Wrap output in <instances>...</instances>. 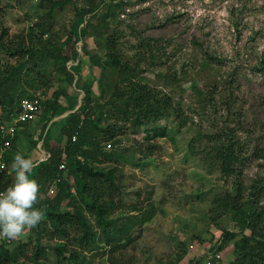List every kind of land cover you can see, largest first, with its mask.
Instances as JSON below:
<instances>
[{
	"label": "rangeland",
	"instance_id": "374dc122",
	"mask_svg": "<svg viewBox=\"0 0 264 264\" xmlns=\"http://www.w3.org/2000/svg\"><path fill=\"white\" fill-rule=\"evenodd\" d=\"M52 1L57 3L51 6ZM67 30L84 48L66 63L74 70L73 83L67 84L58 59L48 60L35 71L21 73L19 98L30 94L40 101L50 99L54 89L68 86L80 102L77 82L91 79L94 103L110 101L117 78L107 54L111 40L120 61L133 66L138 80L169 94L173 108L135 126L102 116L97 126L107 122L118 126L111 138L96 128L85 133L90 138L77 154L106 171L118 187L107 196L111 202L104 217L111 223L105 228L84 212L93 233L90 248L75 242L72 227L66 225L68 235L62 236L45 223L8 243L9 249L22 244L14 261L6 264H110L108 233L122 243V252L134 264L228 262L232 239L220 243L217 258L211 260L205 251L216 248L221 229L233 227V220L230 212L214 217L209 208L216 193H233L238 187L245 194L249 184L263 175L264 156L252 153L264 151V0H0V66L15 61L5 47L11 49L21 39L41 47L53 36L62 42ZM13 100L10 105L15 107L17 99ZM41 117L39 105L24 123L16 124L19 133L14 140L3 144L1 138L2 170L10 171L17 152L32 159L40 155ZM0 118L11 119L5 112ZM51 119L45 127L50 128ZM159 128L162 135L154 133ZM211 132L221 135L222 141H235L236 157L228 175L217 169L218 162L208 160L210 154H193L210 145L205 135ZM109 149L112 156L102 154ZM60 176L68 186L63 187L57 208H80L65 167ZM260 201L264 203V191ZM126 215L136 217L131 222ZM114 222L123 232H114ZM35 239L46 254L32 259ZM56 244L65 246V255L75 250L76 257L69 261L63 256L55 262ZM206 258L208 263L201 262Z\"/></svg>",
	"mask_w": 264,
	"mask_h": 264
},
{
	"label": "trees",
	"instance_id": "16d2710c",
	"mask_svg": "<svg viewBox=\"0 0 264 264\" xmlns=\"http://www.w3.org/2000/svg\"><path fill=\"white\" fill-rule=\"evenodd\" d=\"M55 3L57 1H52L51 6ZM66 33V39L62 42H57V39L53 36V38H48L41 47L28 45L22 39L17 41L11 49L8 46L5 47L14 56L15 61L8 66H0V116L2 112L9 115L17 110L20 92H17L16 87L20 80H23L21 76L23 71H35L48 60L58 59L64 69L67 84L71 85L73 83L74 70L69 69L66 63L76 58L81 52L83 53L84 48L82 44L76 45L77 35L75 33L71 30H67ZM110 45L111 40L107 42L108 60L112 66L116 67L117 72L114 83L116 90L113 89V98L109 99L110 101L94 103L90 94L91 79H88L87 81L80 80L77 82V88L82 93L80 102H76V96L69 93L68 86L66 88L59 86L52 91L50 99L41 100L38 104V106L40 105V111L43 113L41 118H44V123L40 126L42 132L39 135L40 155L33 159L37 166L33 169L30 177H34L40 186L39 199L35 207L42 209L45 215L35 228L37 231L39 230L38 227L49 223L55 234L67 236L66 225L70 226L76 232L74 235L76 236L75 242L82 244L83 248H90L91 241H93L91 225L86 221L84 212L92 214L98 225L105 228L104 226L107 223H111V218L104 217L111 202L107 196L112 190H118L115 181L106 171L100 167L92 166L77 154L82 142L90 138H87L85 133L91 128H96L103 134L104 138H111L119 132L118 126H115L114 122V125L107 122L102 126H97L96 123L102 116L106 119L112 117L115 120L126 121L135 126L165 116L169 109L173 108L170 95L138 80V74L133 66L121 62L116 51ZM23 96L32 95L27 94L21 97ZM13 99H17L15 107L10 105L14 101ZM173 110L174 115L177 116L178 112L176 109ZM59 114L61 115L58 118L48 122L51 124L50 128L48 125L45 127L46 120ZM18 133L17 129L14 130L10 140H14ZM154 133L162 135L163 129L159 128ZM72 134L75 135L73 140L70 139ZM205 136L210 145L205 150L196 149L193 152L194 148L189 141L188 145L191 152L198 154L204 151L203 155L210 154L208 160L215 164L218 162L217 169L223 175L230 174L232 163L236 157L234 139L228 138L227 141H222L220 139L221 135L217 132H211ZM1 138L5 137L0 135V140ZM41 152H46L47 155L42 156ZM102 154L108 157L112 156L111 149L102 152ZM252 155L263 157L264 151H260V149L253 150ZM8 158L6 156L3 159ZM59 163H63L66 174L70 175L74 191L73 197L80 203V208L74 207L72 210H59L57 208L63 187L68 186L67 179L60 176L62 168H58ZM13 178L14 175L11 169L8 172L1 170L0 191H4L12 183ZM50 183H52V191L48 192L47 188ZM263 191L264 170L261 180L250 183L245 194H241L238 187H236L233 193L223 190L212 197L209 210L212 209L215 214L214 217L224 212H230L233 227L221 229L218 245L210 251H205L208 253L207 255H211L216 251L221 245L220 243L232 239L231 250L233 256L225 264H264V203L260 201ZM133 216L126 215L127 220L132 222L136 217ZM122 230V227L114 222V232H123ZM109 234L106 235V243L110 247V252L107 255L110 264H134L131 257L122 252L120 247L122 243L114 240ZM119 235L114 237L117 238ZM21 244L18 242L14 246L15 248L11 249L8 248V244L1 245L0 264L14 261ZM52 248L56 254L55 262L57 263L62 261L63 256L70 261L77 255L76 251L72 249L68 250L65 255L66 249L63 244H56ZM45 254L44 245L41 241L35 239V247L32 249L31 258H40ZM189 264H191L190 261Z\"/></svg>",
	"mask_w": 264,
	"mask_h": 264
},
{
	"label": "clouds",
	"instance_id": "9594fccd",
	"mask_svg": "<svg viewBox=\"0 0 264 264\" xmlns=\"http://www.w3.org/2000/svg\"><path fill=\"white\" fill-rule=\"evenodd\" d=\"M36 162L17 152L11 163L12 183L0 191V239H18L26 229L36 227L44 218V211L35 207L40 186L30 177Z\"/></svg>",
	"mask_w": 264,
	"mask_h": 264
},
{
	"label": "built area",
	"instance_id": "2783aa9c",
	"mask_svg": "<svg viewBox=\"0 0 264 264\" xmlns=\"http://www.w3.org/2000/svg\"><path fill=\"white\" fill-rule=\"evenodd\" d=\"M40 101V97L38 95H32V96H23L18 100V108L15 111V113H10L9 116L11 119L5 121L0 118V135L1 137H5L3 144L7 143V140L10 139V137L13 135L16 124L25 121L30 114H32L33 109L38 106ZM75 135L72 134L70 136V139H74ZM42 156H46V152H41ZM4 167L3 160L0 159V171ZM63 163L58 164V168H63ZM53 183V181H52ZM52 183L47 188L48 192L52 191ZM10 241L5 239H0V246L1 245H7ZM219 256V253L217 251H214L209 257L211 259L217 258ZM204 263H208L209 259L206 258L203 261Z\"/></svg>",
	"mask_w": 264,
	"mask_h": 264
},
{
	"label": "water",
	"instance_id": "95a60500",
	"mask_svg": "<svg viewBox=\"0 0 264 264\" xmlns=\"http://www.w3.org/2000/svg\"><path fill=\"white\" fill-rule=\"evenodd\" d=\"M61 114H63V113H61ZM61 114L52 117V119H54V118H58V116H60ZM52 119H51V120H52Z\"/></svg>",
	"mask_w": 264,
	"mask_h": 264
}]
</instances>
